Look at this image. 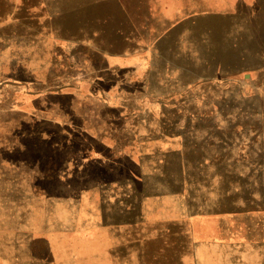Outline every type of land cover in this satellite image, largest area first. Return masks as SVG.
Instances as JSON below:
<instances>
[{"label": "rangeland", "instance_id": "374dc122", "mask_svg": "<svg viewBox=\"0 0 264 264\" xmlns=\"http://www.w3.org/2000/svg\"><path fill=\"white\" fill-rule=\"evenodd\" d=\"M18 9L0 0V264H264V0Z\"/></svg>", "mask_w": 264, "mask_h": 264}, {"label": "crops", "instance_id": "0c3cea01", "mask_svg": "<svg viewBox=\"0 0 264 264\" xmlns=\"http://www.w3.org/2000/svg\"><path fill=\"white\" fill-rule=\"evenodd\" d=\"M17 2V3H16ZM17 7H19V11H21L22 9V0H14V5ZM20 23V25L22 24V22L20 20H18ZM57 34L55 38H68L70 37V35H67L66 33H62L60 31H56ZM119 34V33H118ZM21 39L20 38V43H21ZM116 42L119 44V47L121 46V48H109L108 51H110L109 56H111V58L113 59H122V60H127L130 56H134V50H135V43H137V38L135 37V35L133 33H129L127 32H121L119 35H117L116 37L111 36V43L112 42ZM59 88H57L56 90H58Z\"/></svg>", "mask_w": 264, "mask_h": 264}, {"label": "water", "instance_id": "95a60500", "mask_svg": "<svg viewBox=\"0 0 264 264\" xmlns=\"http://www.w3.org/2000/svg\"><path fill=\"white\" fill-rule=\"evenodd\" d=\"M209 79H211V78H209Z\"/></svg>", "mask_w": 264, "mask_h": 264}, {"label": "trees", "instance_id": "16d2710c", "mask_svg": "<svg viewBox=\"0 0 264 264\" xmlns=\"http://www.w3.org/2000/svg\"><path fill=\"white\" fill-rule=\"evenodd\" d=\"M212 76V75H211Z\"/></svg>", "mask_w": 264, "mask_h": 264}]
</instances>
